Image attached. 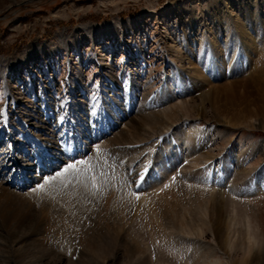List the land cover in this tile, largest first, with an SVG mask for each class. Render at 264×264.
Listing matches in <instances>:
<instances>
[{
	"label": "rangeland",
	"instance_id": "obj_1",
	"mask_svg": "<svg viewBox=\"0 0 264 264\" xmlns=\"http://www.w3.org/2000/svg\"><path fill=\"white\" fill-rule=\"evenodd\" d=\"M211 3L231 26L239 18L245 26L253 24L242 16L252 14L256 24L248 32L257 30L258 40L264 35L258 17L259 11L264 16V0H0V184L18 194L34 193L46 179L82 161L79 156L86 161L101 148L113 153L109 141L131 134V118L149 117L161 127L148 126L144 141L125 144L132 155L113 153L124 171L131 166L134 179L128 191L135 189L139 198L163 183V172L188 185L192 171L209 168L204 178L212 185L204 190L207 201L211 188L233 190L236 177L258 174L256 189L244 195L228 193L226 216L231 219L237 213L242 223L238 228L251 227L264 246V90L257 92L248 77L254 65L242 63L238 75L233 72L239 45L226 49L220 77L214 67L202 65L215 17L208 10ZM221 39L230 41L223 35ZM187 43L199 54L197 60L188 53ZM165 90L168 95L161 98ZM189 131L201 138L196 154L181 142ZM43 154L47 163L40 174L36 165L45 159ZM133 157L136 161L129 164ZM149 159L160 169L151 163L152 170L145 171ZM225 162L228 175L215 186ZM29 180L32 183L25 184ZM241 181H236L238 186ZM195 187L193 198L202 190ZM117 212L119 208L114 216ZM5 234L0 231V264H13L20 246ZM141 234L144 245H150L149 232ZM199 239L203 241L198 248L207 252L199 264H239L258 244L223 255L212 232ZM159 242L150 249L152 264L187 263V256L179 255L161 260L165 258ZM125 260L122 254L105 264ZM70 263L71 257L62 264Z\"/></svg>",
	"mask_w": 264,
	"mask_h": 264
},
{
	"label": "bare ground",
	"instance_id": "obj_2",
	"mask_svg": "<svg viewBox=\"0 0 264 264\" xmlns=\"http://www.w3.org/2000/svg\"><path fill=\"white\" fill-rule=\"evenodd\" d=\"M210 6H208V10L214 13L215 17L212 22L213 30H209L211 40L207 41L206 51L201 58L202 65L214 67L215 74L217 73V76L220 77L226 52L230 50L229 46L239 45L236 62L234 60L235 63L233 62L232 66L233 72L238 75L239 65L242 63H246L247 68L254 65L248 73V77L254 79L253 86L257 88V92L263 91L264 35L262 32V38L258 40L254 36L257 30L250 29L252 32H248L249 26L255 27L256 24L253 15H242L243 19L248 18L253 21V24L245 26L243 20L239 18L240 21L233 20L234 23L231 26L227 23V18H224L223 12H217L212 3ZM258 17L262 21H259V24L264 30V16L261 11H259ZM221 35L230 38V41L225 42L222 40L223 38L221 39ZM185 46L188 53L195 56L194 58L197 60L199 54H194L190 44L187 43ZM182 54L181 57L185 59L186 56ZM259 58L260 61L263 59L260 64ZM215 66H217L216 69ZM179 91L181 90L179 89ZM167 95L168 91L165 90L161 98H165ZM122 116L128 118L126 114ZM73 119L72 122H76V117ZM130 121L133 123L131 134L121 135L120 139L115 138L108 144L111 152L119 151V156L122 158L133 153L125 144L133 145L145 140L142 134L145 133L146 127L149 126L152 130L161 127L157 120H150L149 117L144 116L139 121L134 118H131ZM109 131L111 128L105 131V134ZM183 137L181 142H185L188 151L196 154L199 149L197 138L201 139L199 134L189 131ZM134 147L138 148L136 145ZM108 152L107 148H101L99 151L93 152L91 158L88 157L86 161L85 156H79L82 161L77 162L76 165L80 166V163L85 161L86 167H77L64 175H61L64 171L58 172L57 178L45 185L41 191L36 190L34 193L22 195L0 184V231L6 233L8 238L10 237L14 242L16 241L17 246H20L16 250L17 254L14 255L13 264H62L66 258L70 257V264H105L119 260L122 254L126 258L125 264H152L153 255L150 254V249L152 246L157 247V241L161 243L158 249L165 258H161V260L167 262L171 257L175 258L174 255H179L180 257L187 256L186 264H199L200 260L207 258V252L198 248L203 241H200L199 238L207 232L213 233L223 255L234 250L240 251L248 248L250 244H255L258 241L259 237L249 230L251 227L248 230L238 228L242 223L237 213L231 219L226 216L229 204L227 203L228 193L237 196V193L244 195L250 189H256L258 174L249 177L243 175L239 179L236 177L233 182L235 183L233 190L225 188L214 192L215 189L211 188L208 193L209 200L206 201L204 190L212 186L206 185L204 182V178L210 173L209 168L202 171L197 170L195 173L192 171L189 175L186 173V178L187 175L192 178L188 185L181 184L179 179L172 178V175L168 176L162 170L166 177L162 181L163 183L157 187L154 185V188L150 187L147 192L141 193L137 198L138 194L134 193L135 190L128 191L129 185L125 179L129 178V184L133 183L131 166L128 167L131 170L130 173L122 171L123 165L119 163L117 165L116 157L113 153ZM169 155L170 153L166 152V156ZM162 156L166 157L163 154ZM159 157L161 154L158 155ZM136 159L137 157H133L129 164L135 162ZM11 161L15 163L16 159L15 162ZM197 161L202 160L197 159ZM151 163L157 167L156 169H160L156 160L153 162L149 159V166L145 171L152 170V168L150 169ZM225 163L224 171L218 170L220 178L214 184L215 186L223 182L228 175L227 164L229 163ZM36 168H39L40 174L44 170H42L44 167L41 163H38ZM120 171L122 172L120 173ZM123 172L127 174V177ZM15 179L17 180L18 177ZM32 180L25 184H31ZM238 180H242L239 186L236 182ZM243 180L247 181L244 183ZM136 183L139 184L138 181ZM10 184L16 185L13 181ZM21 184L19 183L17 186L21 187ZM262 185L264 186V183ZM195 186L202 187V190L197 191L198 196L193 198ZM189 188H192L193 193L188 191ZM118 208V215L114 216V211ZM133 209H135V213L132 215L130 212ZM144 230L149 232L150 240H153L150 245L143 243L144 237L141 233ZM164 250L169 253V256L163 252ZM200 254L203 257L197 258ZM247 254L239 264H264V246L260 241H258L255 251L251 250Z\"/></svg>",
	"mask_w": 264,
	"mask_h": 264
},
{
	"label": "snow or ice",
	"instance_id": "obj_3",
	"mask_svg": "<svg viewBox=\"0 0 264 264\" xmlns=\"http://www.w3.org/2000/svg\"><path fill=\"white\" fill-rule=\"evenodd\" d=\"M81 163H85V162H81ZM77 167H78V166L75 165V164H73V165H69V166L64 170V173H61V175L67 174V172H68L69 170H75ZM56 178H57V177H52V178H48V179H46L45 182H44V184L41 185V186L37 189V191H41V190H43V188H44L45 185L51 183V182H52L53 180H55Z\"/></svg>",
	"mask_w": 264,
	"mask_h": 264
}]
</instances>
